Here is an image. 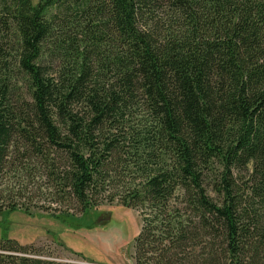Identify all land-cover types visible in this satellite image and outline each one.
Segmentation results:
<instances>
[{
    "label": "trees",
    "instance_id": "1",
    "mask_svg": "<svg viewBox=\"0 0 264 264\" xmlns=\"http://www.w3.org/2000/svg\"><path fill=\"white\" fill-rule=\"evenodd\" d=\"M103 201L135 264H264V0H0V214Z\"/></svg>",
    "mask_w": 264,
    "mask_h": 264
},
{
    "label": "rangeland",
    "instance_id": "2",
    "mask_svg": "<svg viewBox=\"0 0 264 264\" xmlns=\"http://www.w3.org/2000/svg\"><path fill=\"white\" fill-rule=\"evenodd\" d=\"M142 228L141 211L118 201L68 218L35 209L0 214V240H17L45 257L72 264H135Z\"/></svg>",
    "mask_w": 264,
    "mask_h": 264
}]
</instances>
